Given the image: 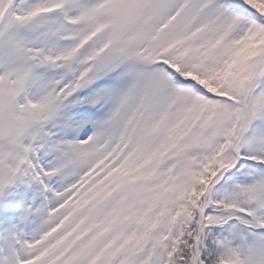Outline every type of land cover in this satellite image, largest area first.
I'll use <instances>...</instances> for the list:
<instances>
[{
	"label": "snow or ice",
	"instance_id": "obj_1",
	"mask_svg": "<svg viewBox=\"0 0 264 264\" xmlns=\"http://www.w3.org/2000/svg\"><path fill=\"white\" fill-rule=\"evenodd\" d=\"M0 264H264V0H0Z\"/></svg>",
	"mask_w": 264,
	"mask_h": 264
}]
</instances>
